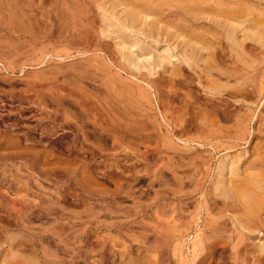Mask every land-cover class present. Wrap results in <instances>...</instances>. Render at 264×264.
I'll list each match as a JSON object with an SVG mask.
<instances>
[{"label":"rangeland","instance_id":"374dc122","mask_svg":"<svg viewBox=\"0 0 264 264\" xmlns=\"http://www.w3.org/2000/svg\"><path fill=\"white\" fill-rule=\"evenodd\" d=\"M263 31L264 0H0V264H264Z\"/></svg>","mask_w":264,"mask_h":264},{"label":"bare ground","instance_id":"6f19581e","mask_svg":"<svg viewBox=\"0 0 264 264\" xmlns=\"http://www.w3.org/2000/svg\"><path fill=\"white\" fill-rule=\"evenodd\" d=\"M121 18V17H120ZM121 20V19H120ZM122 20H123V18H122ZM128 20H132V19H128ZM108 21H112V20H108ZM134 22L135 21H137V20H133ZM114 22V21H113ZM126 22V21H125ZM112 23V22H111ZM115 23V22H114ZM113 24V23H112ZM123 24H125V23H123ZM115 25V24H114ZM127 25V24H126ZM126 28V27H125ZM264 32V31H263ZM118 37V36H117ZM139 42V41H138ZM122 43V42H121ZM140 49V48H139ZM148 49V48H147ZM126 50V49H125ZM167 50V49H166ZM196 53H199V52H196ZM195 55V58L197 59L198 57H197V54H194Z\"/></svg>","mask_w":264,"mask_h":264}]
</instances>
